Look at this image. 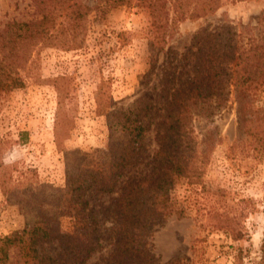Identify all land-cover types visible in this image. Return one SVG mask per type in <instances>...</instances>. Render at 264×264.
<instances>
[{
  "label": "rangeland",
  "instance_id": "1",
  "mask_svg": "<svg viewBox=\"0 0 264 264\" xmlns=\"http://www.w3.org/2000/svg\"><path fill=\"white\" fill-rule=\"evenodd\" d=\"M262 15L264 0H221L220 7L204 17L176 21L161 40L144 7L119 6L103 17L91 12L76 48L37 45L20 69L24 85L0 94V158L14 168L11 192L0 189V237L21 230L38 208L59 213L61 227H72L69 206L59 197L65 181L64 151L77 150L87 166L100 167L108 161L105 117L96 113L98 86L103 100L112 98L113 106L125 107L141 95L156 102L160 86L171 76L193 33L222 24L238 31L249 26L257 32ZM36 16L32 0H0V27L10 20ZM154 42L160 43L153 48ZM252 99L256 106H264V82L254 89ZM237 108L231 91L227 104L210 118L193 112L188 120L183 141L194 153L199 174L171 177L173 211L152 227L145 249L155 264H260L264 125L255 117L245 127ZM157 120L158 116L152 118L144 138L146 158L157 148ZM56 131L62 139L61 150L55 143ZM207 134L214 147L199 165ZM115 195L86 194L102 243L90 263L115 264L114 226L108 214ZM223 213L241 215L242 238L233 239L227 229L217 226L218 219L226 216H220ZM40 248L51 254L60 250L55 242L39 243ZM25 250L27 246L10 247L6 255L0 250V264L23 260Z\"/></svg>",
  "mask_w": 264,
  "mask_h": 264
},
{
  "label": "trees",
  "instance_id": "2",
  "mask_svg": "<svg viewBox=\"0 0 264 264\" xmlns=\"http://www.w3.org/2000/svg\"><path fill=\"white\" fill-rule=\"evenodd\" d=\"M32 4L38 16L25 21L10 20L0 27V94L24 85L20 69L37 45L78 47L91 12L103 17L119 6L144 7L153 32L160 34L162 40L176 21L204 17L217 10L221 0H93L91 4L83 0H32ZM61 11L63 20L58 23ZM257 28V32H251L249 26L238 31L222 24L193 33L172 66L171 76L160 86L156 102L141 95L125 107L113 106L112 98L103 100L98 86L96 113L105 117L108 161L100 167L87 166L77 150L64 151L65 181L59 197L67 202L74 223L64 229L59 213L38 208L21 230L0 237L4 255L10 247L27 246L25 258L10 264H101L88 262L102 248L99 222L89 208L88 192L116 194L108 210L114 226L115 264H155L145 249L152 227L173 211L171 177L199 174L194 153L183 141L193 112L210 118L216 109L227 104L232 91L243 125L247 127V122L255 117L264 125V106H256L252 99L254 89L264 82L263 15L257 19ZM158 43L150 46L154 48ZM155 116L157 148L146 158L144 138ZM54 138L61 150L62 139L57 131ZM202 143L199 165L207 161V153L214 147L211 134ZM13 171L0 158V189L4 193L11 192ZM222 215L226 216L218 219L217 226L227 229L233 239L242 238L241 215ZM53 242L60 247L55 254L37 249L39 243ZM261 254L260 264H264V235Z\"/></svg>",
  "mask_w": 264,
  "mask_h": 264
}]
</instances>
